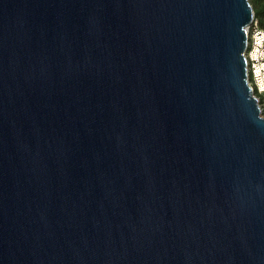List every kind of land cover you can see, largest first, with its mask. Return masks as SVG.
<instances>
[{
	"label": "water",
	"instance_id": "1",
	"mask_svg": "<svg viewBox=\"0 0 264 264\" xmlns=\"http://www.w3.org/2000/svg\"><path fill=\"white\" fill-rule=\"evenodd\" d=\"M250 0H0V264H264Z\"/></svg>",
	"mask_w": 264,
	"mask_h": 264
},
{
	"label": "built area",
	"instance_id": "2",
	"mask_svg": "<svg viewBox=\"0 0 264 264\" xmlns=\"http://www.w3.org/2000/svg\"><path fill=\"white\" fill-rule=\"evenodd\" d=\"M247 48L245 57L247 61L248 83L252 88L264 113V28L254 16L252 23L247 26Z\"/></svg>",
	"mask_w": 264,
	"mask_h": 264
},
{
	"label": "trees",
	"instance_id": "3",
	"mask_svg": "<svg viewBox=\"0 0 264 264\" xmlns=\"http://www.w3.org/2000/svg\"><path fill=\"white\" fill-rule=\"evenodd\" d=\"M250 2L254 8L255 17L264 28V0H250Z\"/></svg>",
	"mask_w": 264,
	"mask_h": 264
},
{
	"label": "rangeland",
	"instance_id": "4",
	"mask_svg": "<svg viewBox=\"0 0 264 264\" xmlns=\"http://www.w3.org/2000/svg\"><path fill=\"white\" fill-rule=\"evenodd\" d=\"M263 116H264V113H263Z\"/></svg>",
	"mask_w": 264,
	"mask_h": 264
}]
</instances>
